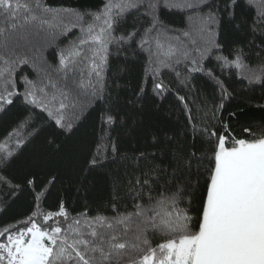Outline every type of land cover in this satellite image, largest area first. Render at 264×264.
Masks as SVG:
<instances>
[{
    "label": "snow or ice",
    "instance_id": "1",
    "mask_svg": "<svg viewBox=\"0 0 264 264\" xmlns=\"http://www.w3.org/2000/svg\"><path fill=\"white\" fill-rule=\"evenodd\" d=\"M122 56L148 72L128 96ZM226 72L264 88V0H0V112L19 102L0 134V191L32 196L26 218L0 226V264H264V120L240 136L223 123ZM194 74L219 94L207 122L193 115L196 100L207 107ZM169 95L183 121L161 122ZM94 112L99 137L74 141ZM62 178L84 203L58 191L44 211ZM104 185L107 207L92 205Z\"/></svg>",
    "mask_w": 264,
    "mask_h": 264
},
{
    "label": "trees",
    "instance_id": "2",
    "mask_svg": "<svg viewBox=\"0 0 264 264\" xmlns=\"http://www.w3.org/2000/svg\"><path fill=\"white\" fill-rule=\"evenodd\" d=\"M42 2L52 8H60L67 7L69 5H76L81 3L82 0H42ZM165 19L173 20L177 25H179L182 19V14L178 13L175 16L165 17ZM74 23V18H64L63 25L71 27ZM63 25L61 27H63ZM60 30V28H56L51 29L50 31L54 32L59 40H63V37L59 36ZM73 34H78V29H73ZM48 39L53 46L58 42L57 38L52 36H49ZM61 46H63V44ZM29 55L32 54L29 53ZM44 56L50 63L54 64L56 62L53 57L52 46H46ZM128 60L130 62L127 65H125V58L123 56L120 57L119 60H116L115 58L113 60L114 66L118 64L121 69L120 75L122 76V79L120 83L124 86L121 96L131 95L133 90L142 83V79L148 80V72L146 71V62L144 58L141 57L137 59L129 56ZM256 63V61H253L254 65H256ZM25 71L31 73L30 68L26 67ZM256 72L257 75H259L261 69L257 67ZM31 74L32 77L35 78L34 73ZM194 75L196 76L195 82L201 89L202 97L205 98L207 107H205V104L201 103L200 100H196L195 103L191 105L193 107V115L198 121L207 122L211 115L213 104L218 103L219 101V94L218 92H214L211 84L207 83L200 74ZM165 79L166 81L173 80L175 77L166 73ZM224 79L230 91L233 92V99L226 103L223 111V123L226 125L231 124L235 135L240 136L242 125H252L255 127V125L261 120H264V88H262L258 83L254 85L249 84L247 79H244L241 83L240 78L230 76L227 72L224 75ZM143 86L145 87L146 92L151 95L150 80ZM181 94H183V92ZM148 103L151 105V101ZM158 103L163 106L160 110L162 123L167 124L169 121L174 122L177 119L183 121L184 117L179 111V106L176 105V101L173 96L169 95L166 100H158ZM18 104L19 102H17L16 105L9 106L7 112H0V134L4 133L6 129L10 130V125L17 116ZM97 107H99V104ZM169 109H173V114L169 115ZM230 113H235V116H230ZM95 116L96 113L94 112L92 117H90L87 121L82 122L75 129L74 134H72V139L74 141H86L91 143V141L99 137V126L95 120ZM45 135L47 134H42L36 140L35 144L28 148V154L33 151V148H39L43 145ZM48 139L51 140L52 137L49 136ZM61 139H64V137H61ZM41 190H47V184L44 186V189ZM65 190L69 196V205L76 207L77 210H79L80 203H84V201L77 203V200L75 199L76 193L71 188L67 178H62V183H57L55 187L51 189L46 199L42 200V209L44 211H55L57 204V192H63ZM111 191L112 190L107 185L95 190L90 197L92 205H103L104 207H107V201L110 197ZM122 196L123 193H121V197ZM31 200L32 196L29 191L17 190L11 195H9L6 191H0V226L7 225L11 227L16 223H20L22 218H26V214L32 207ZM6 206L7 210L5 211ZM0 230H2V227H0Z\"/></svg>",
    "mask_w": 264,
    "mask_h": 264
}]
</instances>
